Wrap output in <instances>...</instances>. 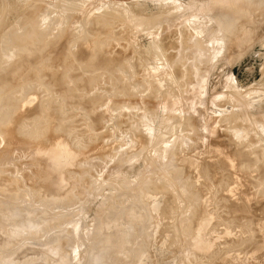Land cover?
<instances>
[{
	"label": "rangeland",
	"instance_id": "rangeland-1",
	"mask_svg": "<svg viewBox=\"0 0 264 264\" xmlns=\"http://www.w3.org/2000/svg\"><path fill=\"white\" fill-rule=\"evenodd\" d=\"M192 1L0 0V248L14 246L0 264L99 258L126 226L133 237L106 264H264V25L222 27ZM49 139L70 153L58 198L29 147ZM202 208L209 251L194 246Z\"/></svg>",
	"mask_w": 264,
	"mask_h": 264
},
{
	"label": "bare ground",
	"instance_id": "bare-ground-1",
	"mask_svg": "<svg viewBox=\"0 0 264 264\" xmlns=\"http://www.w3.org/2000/svg\"><path fill=\"white\" fill-rule=\"evenodd\" d=\"M197 2H198V0H196ZM196 1L194 2V1H192L191 3H196ZM205 1H208V6H212V8H210L209 7V9L211 10V9H213V7H214V9L215 10H217V12H218V14L220 15L219 16V19L221 20V25H222V27H236L238 24H240L241 22H243V21H245L246 19H248V18H250L251 16L253 17H255L256 18V22H257V26H258V24H260V25H264V0H205ZM199 3H200V1H199ZM201 3H202V6H204L203 5V3H206V2H202L201 1ZM98 4V3H97ZM207 4V3H206ZM196 5V4H195ZM193 6H194V4H193ZM199 6H201V4L199 5ZM200 7V9L202 8V9H204L203 7ZM89 7V6H88ZM137 7V6H136ZM206 8L205 9H208V7H207V5L205 6ZM194 8H195V6H194ZM196 8L197 9H199V7H197V5H196ZM196 8H195V10H196ZM199 9V10H200ZM192 10V9H191ZM213 11V10H212ZM257 12V13H256ZM15 14V13H14ZM170 14V13H169ZM211 14V13H210ZM217 14V15H218ZM75 16V15H74ZM153 16V15H152ZM180 17V16H179ZM260 17H263L262 19H263V21H261V19H260ZM251 19V18H250ZM250 19H248V20H250ZM95 21V20H94ZM261 22V23H260ZM254 23V22H253ZM170 24V23H169ZM174 25V24H173ZM251 25V24H250ZM251 26H253V25H251ZM254 27V26H253ZM253 27H252V29H253ZM249 28V27H248ZM236 29V28H235ZM176 30V29H175ZM246 30V29H245ZM249 30H251L250 28H249ZM182 32V31H181ZM246 32V31H245ZM28 33V32H27ZM233 33V32H232ZM154 34V33H153ZM242 35H243V33H241ZM29 35V34H28ZM245 35V34H244ZM3 36V35H2ZM12 36V35H11ZM236 36H238V34H236V35H234L233 37H231L230 39H228L229 40V42H230V45H232V47L235 45V42L237 41V38H236ZM13 37V36H12ZM17 37V36H16ZM178 37V36H177ZM214 37V36H213ZM239 37V36H238ZM244 37V36H243ZM21 38H22V36H21ZM20 38V39H21ZM246 38V37H245ZM208 39V38H207ZM249 39V38H248ZM17 40H18V38H17ZM55 40V39H54ZM162 40V39H161ZM20 41V40H19ZM24 41V40H23ZM241 41V40H240ZM244 41V40H243ZM51 42V41H50ZM49 42V43H50ZM57 42V41H56ZM93 42V41H92ZM166 42V41H165ZM238 42V41H237ZM228 43V42H227ZM163 44V43H162ZM52 45H53V43H52ZM217 45V44H216ZM223 45V44H222ZM225 45V44H224ZM237 45H239V44H237ZM55 46V45H54ZM162 46V45H161ZM163 46H164V44H163ZM223 47L224 46H221L220 48H219V50H218V53L219 54H222L223 52H225L224 51V49H223ZM82 48V47H81ZM53 49V48H52ZM48 50V49H47ZM86 50V49H85ZM24 53V52H23ZM26 53V52H25ZM30 53V52H29ZM59 55H60V53H58ZM79 54V53H78ZM77 54V55H78ZM218 54V55H219ZM24 55V54H23ZM63 55V54H62ZM65 55V54H64ZM26 56H28V55H26ZM61 56V55H60ZM223 56V55H222ZM221 56V57H222ZM24 57V56H23ZM62 57V56H61ZM80 57V56H79ZM22 58V57H21ZM25 58V57H24ZM56 58V57H55ZM72 59V58H71ZM23 61L24 59H20L19 61ZM25 60H26V62L28 63V57H27V59L25 58ZM30 60H31V58H30ZM220 60H221V58H220ZM33 61V60H32ZM18 62V61H17ZM29 62H31V61H29ZM21 63V62H20ZM23 63H25V61L23 62ZM30 65H31V63H29ZM28 64V65H29ZM16 65H18V63L16 64ZM22 63H21V67H22ZM26 65V64H25ZM53 65V64H52ZM68 65V64H67ZM18 66H20V65H18ZM12 67V66H11ZM10 67V68H11ZM15 67H17V66H14V68ZM20 68V67H19ZM27 68H29V66L27 67ZM17 69V68H16ZM25 70V69H24ZM23 70V71H24ZM27 70V69H26ZM9 71V70H8ZM7 71V72H8ZM10 71H15L14 69L13 70H10ZM17 71V70H16ZM74 71V70H73ZM11 72V74H12V77H14L13 76V74L14 73H12ZM21 73V72H20ZM58 73V72H57ZM17 75H20L19 74V72L17 71ZM7 76V75H6ZM11 76V75H10ZM9 75H8V77L6 78V81H7V84L9 85V83H8V80H9V78H11ZM16 76V75H15ZM18 77V76H17ZM8 79V80H7ZM11 80V79H10ZM13 80H14V82H16V80L13 78ZM18 80V79H17ZM60 80V79H59ZM6 81H3V82H6ZM58 81V80H57ZM61 81V80H60ZM2 82V81H1ZM11 82V81H10ZM13 82V81H12ZM6 84V85H7ZM56 84V83H55ZM59 84V83H58ZM7 85V86H8ZM11 85V84H10ZM197 85V84H196ZM60 86V85H59ZM27 88V87H26ZM9 89V88H8ZM63 89V88H62ZM6 90V89H5ZM3 92V91H2ZM33 95V94H32ZM215 97V96H214ZM212 99H213V97H212ZM11 101V100H10ZM4 102V101H3ZM214 102V101H213ZM241 104V103H240ZM34 106V105H33ZM16 108V107H15ZM14 108V109H15ZM91 108V107H90ZM256 108V107H255ZM263 108V107H262ZM12 110V109H11ZM18 110H20V109H18ZM166 110V109H165ZM260 111V110H259ZM14 112H15V110H14ZM174 112V111H173ZM253 112V111H252ZM29 113V112H28ZM253 113H257V111L256 112H253ZM262 113V112H261ZM20 115V114H19ZM257 115V114H256ZM95 116V115H94ZM101 116V115H100ZM99 116V117H100ZM182 116V115H181ZM259 116H261L260 115V113H259ZM98 117V118H99ZM62 118V117H61ZM98 118H97V120H98ZM16 119V118H15ZM57 119V118H56ZM101 119V118H100ZM2 120V119H1ZM4 120V119H3ZM12 121V120H11ZM15 121V120H14ZM248 121V120H247ZM16 122V121H15ZM93 122V121H92ZM194 122V121H193ZM11 123V122H10ZM13 123V122H12ZM68 123V122H67ZM94 123V122H93ZM181 123H183V122H181L180 121V124ZM196 123H194L193 124V126L195 125ZM197 124H198V122H197ZM251 124V123H250ZM11 125H13L14 126V123L13 124H11ZM16 125V124H15ZM155 125V124H154ZM248 125V124H247ZM246 125V126H247ZM197 126V125H196ZM244 126V125H243ZM253 126V125H252ZM5 127V126H4ZM3 127V129L4 130H2V132L3 131H5V128ZM7 127V126H6ZM247 127H249V126H247ZM10 128H13V127H10ZM8 130V129H7ZM177 130V129H176ZM249 130V129H248ZM247 130V131H248ZM9 131V130H8ZM12 129H10V131H9V134L10 135H12L11 133H12ZM246 131V130H245ZM5 133H7V135H8V132L6 131ZM16 134V133H15ZM166 134V133H165ZM250 134V133H249ZM252 134V133H251ZM6 135V136H7ZM9 135V136H10ZM163 135V134H162ZM4 136V135H3ZM50 137V136H49ZM4 138V137H3ZM21 138V137H20ZM24 138V137H23ZM46 138V137H45ZM17 140H19V139H17ZM21 140H23V139H21ZM52 141L50 142V139H49V142H47L46 140L45 141H41V142H37V144H35V145H33V146H29V147H33V148H30V149H33L34 150V152H35V154H36V156H37V159H34L35 161H36V163H37V165L39 166V165H42V166H45V167H47L48 169L49 168H51V169H49V170H51V172H50V182H48L45 186V189L43 190L44 192H45V195H47V196H49V197H55V195H57L58 193V191H59V189H61V187H64L63 186V184H64V175H66V174H59V171H57L58 169H56L55 170V167L57 166V165H59V161H61V163L60 164H63L64 165V163H66L67 164V162H65V160H66V158L64 157V159H62V157L59 159V155H62L63 153H64V155L65 154H70L69 153V151H67V149L66 148H64V144H63V142H62V144H63V146L61 145V146H57V144H56V142H55V140L54 139H51ZM60 140V139H59ZM12 141V140H11ZM39 141V140H38ZM8 142V141H7ZM7 142H6V149H10V148H7ZM12 142H14V141H12ZM21 141H19V143H20ZM27 142V141H26ZM34 142V141H33ZM59 142V141H58ZM57 142V143H58ZM9 143V142H8ZM18 143V146L17 147H20L19 145H21V144H19ZM22 143H23V141H22ZM35 143V142H34ZM12 144V143H11ZM15 144H17V141H16V143H14V146H15ZM24 144V143H23ZM26 144V143H25ZM59 145H60V143H58ZM85 144V143H84ZM27 145V144H26ZM88 145V144H87ZM9 147L11 146L10 144L8 145ZM14 146H13V149H14ZM21 146H23V145H21ZM25 148H28V145L27 146H24ZM85 147V146H84ZM88 147V146H87ZM222 147V146H221ZM22 148V147H21ZM12 149V148H11ZM10 149V150H11ZM12 149V150H13ZM19 149V148H18ZM29 149V148H28ZM26 150V149H25ZM223 150V149H222ZM15 151V150H14ZM62 151H63V153H62ZM9 152V151H8ZM11 152V151H10ZM32 151H30V153H31ZM216 152V151H215ZM26 153V152H25ZM64 155H62V156H64ZM221 156V155H220ZM32 157V156H31ZM224 157V156H223ZM29 159V158H28ZM210 159V158H209ZM64 160V162H62ZM230 163V162H229ZM44 167V168H45ZM60 168L59 169H61V166H59ZM63 167V166H62ZM169 172V171H168ZM141 173V172H140ZM90 174V173H89ZM31 175V174H30ZM171 176V175H170ZM27 177V176H26ZM66 178V177H65ZM178 178V177H177ZM68 179V178H67ZM101 179V178H100ZM134 179V178H133ZM169 179V178H168ZM175 179V178H174ZM162 180V179H161ZM35 181H37L36 179H35ZM48 181V180H47ZM39 181H37V183H38ZM165 182V181H164ZM169 181H167V183H168ZM99 183V182H98ZM171 183V182H170ZM66 184V183H65ZM95 185H96V183H94ZM162 184V183H161ZM184 184V183H183ZM170 185V184H169ZM177 185H178V183H177ZM211 185V184H210ZM132 186L134 187V184H132ZM180 186H181V184H180ZM131 187V186H130ZM146 187L148 188L149 187V184L148 185H146ZM182 187V186H181ZM224 187V186H223ZM95 188V187H94ZM122 188H124V187H122ZM170 188H173L172 186L170 187ZM179 188V187H178ZM177 188V189H178ZM184 188V187H183ZM96 189V188H95ZM130 189H132V188H126V190L129 192L130 191ZM143 189H146L145 187L143 188ZM182 189V188H181ZM185 189V188H184ZM63 190V189H62ZM62 190H60L61 192H62ZM120 190H121V188H120ZM125 190V189H124ZM172 190V189H171ZM12 191V190H11ZM33 191V190H32ZM95 191V190H94ZM142 192H143V190H141ZM145 191V190H144ZM177 190L175 189V193H177L178 194V192H176ZM17 192V191H16ZM34 192V191H33ZM121 192H122V190H121ZM132 192V191H131ZM36 193V192H35ZM95 193V192H94ZM134 193V192H133ZM138 194H140V192H138ZM146 194H149V193H146ZM61 195V194H60ZM121 195H122V193H121ZM130 195V194H129ZM153 195H155V194H153ZM126 196V195H125ZM132 196V195H131ZM137 196V195H136ZM150 196V195H149ZM148 196V197H149ZM179 198H182V199H187L188 198V196H189V194H188V192H187V190L185 191V190H183L179 195H177ZM33 197V196H32ZM130 196H128V198H129ZM133 197H135V194L133 195ZM154 197V196H153ZM57 198H58V195H57ZM127 198V197H126ZM127 198V199H128ZM221 198V197H220ZM161 199V198H160ZM54 200V199H53ZM56 200V199H55ZM148 200H149V198H148ZM153 200V199H152ZM133 201V200H132ZM156 201H158V200H156ZM155 201V202H156ZM246 201V200H245ZM130 202H131V200H130ZM152 202H154V201H152ZM154 202V203H155ZM204 203V202H203ZM206 203V202H205ZM33 204V203H32ZM36 204V203H35ZM131 204V203H130ZM160 204H161V201H159V202H157V203H155L154 204V206L156 205V207L155 208H157V210H162V208H160ZM152 205V204H151ZM187 205V204H186ZM153 206V207H154ZM192 207V206H191ZM204 207V206H203ZM33 208H34V206H33ZM153 209V208H152ZM24 210V209H23ZM27 210V209H26ZM154 210V209H153ZM156 209L154 210V211H157ZM193 210H195V209H193ZM17 212H19V211H17ZM17 212H15L14 211V213L16 214V215H18V213ZM26 212V211H25ZM27 212H29V210L27 211ZM68 212V211H67ZM67 212H66V214H67ZM246 212V211H245ZM185 213V212H184ZM190 213V212H189ZM192 213V212H191ZM190 213V214H191ZM195 213V212H194ZM226 213V212H225ZM22 214L23 215H29V213H21V216H22ZM190 214H188L187 213V216H186V218L184 219H182L181 220V223H182V221H183V223H182V225H184L185 227H183L182 228V230L181 231H183L182 233H183V235H187L188 236V234H192V232H190L191 230H192V227L193 226H191V223L190 224H188L187 223V218H188V216L190 215ZM149 215V214H148ZM11 216L13 217V215L11 214ZM32 217V216H31ZM87 217V216H86ZM143 218V217H142ZM209 216H208V214H207V212H205V210H204V208H202V210L200 211V214H199V216L196 218V220H195V228L196 227H200L199 228V230H197L196 229V231L198 232V234L196 235V237H195V243H194V246H196L198 249H200V250H202V251H204L203 249H205V248H209V247H207L210 243H209V241H211V239L209 240V239H207V237H206V231L209 229ZM16 219V218H15ZM25 219H26V217H25ZM179 219V218H178ZM216 220H217V218H215ZM223 219V218H222ZM83 220V219H82ZM19 221H21V219L19 220ZM29 221V220H28ZM77 221V220H76ZM75 222V221H74ZM71 223V222H70ZM185 223H187V224H185ZM219 223V222H218ZM217 223V225H216V227L219 225ZM222 223V222H221ZM216 224V223H215ZM77 225V224H76ZM191 226V227H188V226ZM192 225H194L193 223H192ZM212 225H213V223L211 224V228H212ZM228 225V224H227ZM15 226H16V224H15ZM19 226V225H18ZM104 226V225H103ZM133 226V225H132ZM20 228H22V226L20 227ZM27 228V229H26ZM25 229H26V231L27 232H32L33 230H34V228H36V226H34V228H33V225H29L28 227H26ZM68 228H69V226H68ZM77 228H78V226H77ZM126 228H127V226H126ZM126 228H120L119 230L117 229V231L115 232V233H113L110 237H109V239H107L106 240V243H104V245L101 247L102 248V250H104L105 251V253L103 252V254H102V256L101 255H98V257L99 256H101V257H99V258H97V256H96V258L95 259H91L93 256V253H89V254H92V255H88V254H83L82 255V260H81V263L82 264H89L90 263V261L92 262V264H106V262H109V259H111V256L113 255V252L115 251V250H119V247L121 246V245H123V244H125L126 242H128L127 241V239L128 240H131V238L133 237V236H131L130 235V233L131 232H129L128 231V229H126ZM128 228H129V225H128ZM210 228V229H211ZM24 229V228H23ZM37 229V228H36ZM86 230V229H85ZM129 230H131L132 231V228L130 227L129 228ZM194 231H195V229H193ZM238 230V229H237ZM34 231H36V230H34ZM60 231V230H59ZM59 231H57V232H59ZM62 231H63V229H62ZM74 231V230H73ZM76 231V230H75ZM78 231V230H77ZM90 231V230H89ZM108 231V230H107ZM134 231V230H133ZM195 231V233H197ZM210 230H208V232H209ZM213 231H214V229H213ZM21 232V231H20ZM82 232V231H81ZM81 232H79V233H81ZM84 232V231H83ZM128 232H129V236L128 235H126V234H128ZM190 232V233H189ZM212 232V231H211ZM226 232V231H225ZM15 233V232H14ZM61 233V232H60ZM85 233V232H84ZM102 233H103V231H102ZM194 233V234H195ZM210 233V232H209ZM208 233V234H209ZM213 233V232H212ZM211 233V234H212ZM16 234H18V233H16ZM64 234V233H63ZM70 234V233H69ZM211 234H210V238H211ZM215 234V233H214ZM236 234V233H235ZM238 234V233H237ZM14 235V234H13ZM30 235H33V233L31 234L30 233ZM36 235V234H35ZM68 235V234H67ZM76 235V234H75ZM78 235V234H77ZM139 234L137 233V236H138ZM181 235V234H180ZM28 236V235H27ZM27 236H26V238H27ZM69 236V235H68ZM70 236H71V234H70ZM177 236H179V235H177ZM191 236V235H190ZM193 236V235H192ZM207 236H209V235H207ZM31 237V236H30ZM30 237H29V239H30ZM46 237V236H45ZM78 237V236H77ZM87 237V236H86ZM140 237V236H139ZM138 237V238H139ZM194 237V236H193ZM90 238V237H89ZM137 238V237H136ZM231 238V237H230ZM28 239V238H27ZM47 239V238H46ZM59 239H60V237L59 236H57V235H53V238H51V239H49L50 240V242H48L47 244H49V245H47V246H50L53 250H56V249H59V247H60V244H61V239H60V241H59ZM70 239H72V236H71V238ZM88 239V238H87ZM176 239V238H175ZM178 239H181V238H179L178 237ZM178 239H176V240H178ZM227 239V238H226ZM239 239V238H238ZM26 240V239H25ZM34 240V239H33ZM48 240V239H47ZM209 240V241H208ZM216 240V239H215ZM217 240H219V239H217ZM1 241H2V239H1ZM0 241V242H1ZM7 241V240H6ZM35 241V240H34ZM84 241V240H83ZM224 241H226V240H224ZM227 241H228V239H227ZM238 241V240H237ZM2 242H4L5 244L7 243V242H5V241H2ZM1 242V243H2ZM10 242V241H9ZM8 242V243H9ZM16 242V241H15ZM22 242V241H21ZM37 242V241H36ZM40 243H42V245L44 244V243H46L45 241H42V239H41V241H39ZM70 242V241H69ZM73 242H74V240H73ZM72 242V243H73ZM82 242V241H81ZM87 242H89V239L87 240ZM228 242H230V240L228 241ZM3 243V244H4ZM17 243H20V242H17ZM23 243V242H22ZM35 243V242H34ZM173 243H175V240H173ZM172 243V244H173ZM181 242H180V240H179V242H178V244H180ZM185 243V242H184ZM218 243V242H217ZM2 244V245H3ZM11 244L12 243H10V245L9 246H11ZM21 244V243H20ZM20 244H19V246H20ZM85 244V243H84ZM186 244V243H185ZM208 244V245H207ZM17 245V244H16ZM36 245V244H35ZM83 245V244H82ZM88 245H91V243L90 244H87V246L86 247H88ZM130 245V244H129ZM174 245V244H173ZM175 245H177V241H176V243H175ZM174 245V246H175ZM226 245V244H225ZM1 246V245H0ZM5 246V245H4ZM12 246H13V244H12ZM12 246H11V248H12ZM18 246V247H19ZM71 246V245H70ZM72 246H74V244L72 245ZM80 246V245H79ZM95 246V245H94ZM94 246H93V248H94ZM14 247V246H13ZM18 247H16V249L18 250ZM230 247H231V245H230ZM11 248H10V250L9 249H7V247L5 246V248H3V246L0 248V250H2V251H0V252H2V253H4V254H6L7 255V258L9 257L8 255H12L13 254V249L11 250ZM46 248H48V247H46ZM67 248V247H66ZM74 248V247H73ZM73 248H72V250H73ZM89 248V247H88ZM91 248V247H90ZM89 248V249H90ZM92 248V249H93ZM97 248V247H96ZM211 248V247H210ZM261 248V247H260ZM15 249V250H16ZM34 249V248H33ZM60 249H61V247H60ZM71 249V248H70ZM95 249V248H94ZM94 249H93V251H94ZM216 249V248H215ZM14 250V252H16ZM30 250H32V249H30ZM30 250H28V251H30ZM36 250V249H35ZM35 250H33V253H34V251ZM51 250V249H50ZM53 250H52V252H53ZM72 250H70V252L72 251ZM79 250H80V248H79ZM85 250V249H84ZM49 251V250H48ZM81 251V250H80ZM88 251V250H87ZM92 251V252H93ZM206 251V250H205ZM208 251H209V249H208ZM207 251V252H208ZM261 251V250H260ZM36 252V251H35ZM55 252V251H54ZM53 252V253H54ZM59 252V251H58ZM76 252H78V251H76ZM86 252V251H85ZM89 252H90V250H89ZM99 252V251H98ZM255 252V251H254ZM66 253V252H65ZM67 253H69V252H67ZM66 253V254H67ZM71 253H73V252H71ZM100 253V252H99ZM54 254H56V253H54ZM53 254V255H54ZM65 254V256H67ZM70 254V253H69ZM101 254V253H100ZM254 254V253H253ZM6 255H4V256H6ZM59 255V254H58ZM72 254H70V256H71ZM73 255H75V254H73ZM2 257H3V254L1 255ZM62 256V255H61ZM60 256V257H61ZM77 256V255H76ZM90 256H92V257H90ZM232 256V255H231ZM50 257V256H49ZM63 257V256H62ZM75 257V256H74ZM7 258H5V260H7ZM195 258V257H194ZM0 259H2V258H0ZM3 259H4V257H3ZM140 259H141V256H140ZM139 259V260H140ZM187 259V258H186ZM230 259V258H229ZM11 260V259H10ZM34 260V259H33ZM63 260V259H62ZM182 260V259H181ZM189 260V259H188ZM4 261V260H3ZM3 261H1L2 263H3ZM61 261V260H60ZM63 261H65V257H64V260ZM62 261V262H63ZM67 261H68V259H67ZM66 261V262H67ZM59 263V264H64V263H66V262H64V263ZM145 262V261H144ZM11 263V262H10ZM81 263H79V264H81ZM5 264H7L6 263V261H5ZM9 264V263H8ZM30 264V263H29ZM31 264H32V262H31ZM91 264V263H90ZM142 264H144V263H142ZM147 264V263H146ZM181 264V263H180ZM189 264V263H188Z\"/></svg>",
	"mask_w": 264,
	"mask_h": 264
}]
</instances>
